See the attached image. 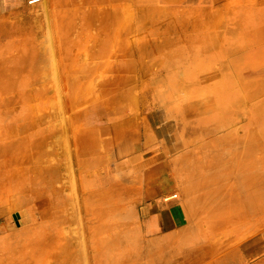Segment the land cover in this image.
Returning a JSON list of instances; mask_svg holds the SVG:
<instances>
[{
    "label": "rangeland",
    "instance_id": "1",
    "mask_svg": "<svg viewBox=\"0 0 264 264\" xmlns=\"http://www.w3.org/2000/svg\"><path fill=\"white\" fill-rule=\"evenodd\" d=\"M6 3L0 264H264V0Z\"/></svg>",
    "mask_w": 264,
    "mask_h": 264
},
{
    "label": "bare ground",
    "instance_id": "2",
    "mask_svg": "<svg viewBox=\"0 0 264 264\" xmlns=\"http://www.w3.org/2000/svg\"><path fill=\"white\" fill-rule=\"evenodd\" d=\"M86 76V77H88L89 79H90V75H91V73H89V69H87L86 71H80L79 72V76ZM75 76H77V75H75ZM73 77V76H72ZM118 79H120V77L119 76H117V75H115L114 76V73L112 72V76L110 77V75L109 76H106V77H102V78H98V80H96L97 82H100V83H103V82H105V83H111V82H113V81H116V80H118ZM69 81V80H68ZM50 116V115H49ZM41 118V117H40ZM43 118H45V117H43ZM49 119V118H48ZM44 120V119H43ZM45 120H46V118H45ZM49 121H51V120H49ZM52 122V121H51ZM50 122V123H51ZM41 123V122H40ZM49 123V122H48ZM49 125V124H48ZM34 128V127H33ZM73 132H75V131H73ZM54 134V133H53ZM75 134V133H74ZM53 136V135H52ZM76 136V135H75ZM78 136V135H77ZM76 141V140H75ZM195 167H197V168H200L201 170H198V171H196V174L198 175V177L200 178V180H201V182H202V184H204L205 183V185L206 186H208L210 183H211V178H212V169H202L201 168V166H195ZM191 170V168L189 167L188 168V172ZM204 170H207V171H211V176L210 177H207V178H203V172H206V171H204ZM192 171V170H191ZM213 175H214V173H213ZM184 180H185V178H184ZM249 186V185H248ZM248 186H247V184H245L244 185V190H246V192H249L250 193V195L251 194H253L252 193V191H251V189L249 188L248 189ZM262 193H261V197H263V199H264V186L262 187ZM190 192V191H189ZM217 192L215 191V194H216ZM256 193V192H255ZM213 194H214V192H213V190H211V191H204V192H202L201 194H199V195H197V196H203V195H206V198H211V197H209V196H213ZM203 199V198H202ZM205 199V198H204ZM236 199H238V198H236ZM241 199V200H240ZM239 200H235L236 201V205L239 207L243 202H245L244 200H242V197L240 198ZM251 202V198H248L247 199V202H249V201ZM205 203V201L202 203V207H203V209H207V206L206 205H203ZM222 204V203H221ZM215 207V206H214ZM216 207L218 208V210L220 211L221 210V206H220V204H218V205H216ZM209 208V207H208ZM211 208H213V207H211ZM208 211H209V209H208ZM253 211V212H252ZM257 212H259V209H257L256 210ZM255 211L254 210H252L251 209V213H248V214H246L247 215V217L246 218H249V215L251 214V215H253V214H255L254 213ZM253 213V214H252Z\"/></svg>",
    "mask_w": 264,
    "mask_h": 264
},
{
    "label": "built area",
    "instance_id": "3",
    "mask_svg": "<svg viewBox=\"0 0 264 264\" xmlns=\"http://www.w3.org/2000/svg\"><path fill=\"white\" fill-rule=\"evenodd\" d=\"M39 1L40 0H29V3L30 4H35V3L39 2ZM177 196H178V194L172 193V194H168V195L164 196L163 199H164L165 202H169V201L177 198Z\"/></svg>",
    "mask_w": 264,
    "mask_h": 264
},
{
    "label": "crops",
    "instance_id": "4",
    "mask_svg": "<svg viewBox=\"0 0 264 264\" xmlns=\"http://www.w3.org/2000/svg\"><path fill=\"white\" fill-rule=\"evenodd\" d=\"M7 0H0V13L6 8Z\"/></svg>",
    "mask_w": 264,
    "mask_h": 264
}]
</instances>
